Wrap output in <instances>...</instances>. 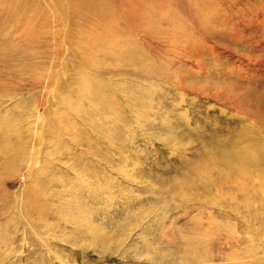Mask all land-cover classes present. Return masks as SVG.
I'll use <instances>...</instances> for the list:
<instances>
[{
  "label": "rangeland",
  "instance_id": "374dc122",
  "mask_svg": "<svg viewBox=\"0 0 264 264\" xmlns=\"http://www.w3.org/2000/svg\"><path fill=\"white\" fill-rule=\"evenodd\" d=\"M198 256L264 264V0H0V264Z\"/></svg>",
  "mask_w": 264,
  "mask_h": 264
},
{
  "label": "bare ground",
  "instance_id": "6f19581e",
  "mask_svg": "<svg viewBox=\"0 0 264 264\" xmlns=\"http://www.w3.org/2000/svg\"><path fill=\"white\" fill-rule=\"evenodd\" d=\"M134 1V0H133ZM126 2V1H125ZM83 88L86 89L87 85H83ZM259 151H261L259 148H249L248 151H246L244 154L242 155H238V154H233V158L234 161L231 160L230 158V163L231 165L233 164V167L238 169V170H243L246 171L248 169V165H250L251 162H253V160L255 159V156L257 153H260ZM209 259L212 260V258H202L201 256L198 257H194V259H192L194 262H198V263H208V261H210ZM205 261V262H204ZM211 262V261H210Z\"/></svg>",
  "mask_w": 264,
  "mask_h": 264
}]
</instances>
